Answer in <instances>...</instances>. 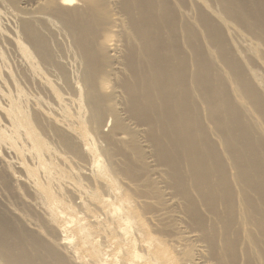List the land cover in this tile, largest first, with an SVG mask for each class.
I'll return each instance as SVG.
<instances>
[{
    "label": "bare ground",
    "instance_id": "bare-ground-1",
    "mask_svg": "<svg viewBox=\"0 0 264 264\" xmlns=\"http://www.w3.org/2000/svg\"><path fill=\"white\" fill-rule=\"evenodd\" d=\"M21 1L18 23L46 75L45 89L59 91L65 105L83 103V125L93 120L124 157L125 191H134L127 225L140 219L163 229L150 236L155 253L145 264H173L169 249L179 264L192 263L189 246L197 251L202 244L210 264H246L245 257L255 264L231 244L247 221L258 227L246 236L260 244L264 262V212L256 220L246 192L264 177V81L237 31L255 35L254 25L242 22L245 0H34L31 8ZM9 2L16 7L19 0ZM19 97L0 101V264H88L81 249L93 258L89 264H120L103 259L102 244L83 222L103 212L96 194L67 188L74 201L86 199L66 205L69 217L61 222L63 171L45 135L53 132L86 159L94 149L77 145L67 112L50 113ZM108 160L107 174L116 164L109 151ZM94 168L88 180L105 186L107 174ZM144 170L147 179H140ZM170 223L181 224V232L167 236ZM67 225L80 237L72 247ZM130 247L122 264L142 258Z\"/></svg>",
    "mask_w": 264,
    "mask_h": 264
},
{
    "label": "rangeland",
    "instance_id": "rangeland-1",
    "mask_svg": "<svg viewBox=\"0 0 264 264\" xmlns=\"http://www.w3.org/2000/svg\"><path fill=\"white\" fill-rule=\"evenodd\" d=\"M25 1L29 3L28 8H31L34 0ZM244 4L245 11H247L248 14H245L242 22L245 26L254 25V37L257 40L241 30H237L238 35L249 44L254 52V62L257 67L255 74L264 81V19H261L259 15L260 11H263L264 15V1L245 0ZM23 8L24 6H22L21 0H19L16 7L11 6L9 0H0V101L3 104H8L12 100L20 98V95H25L30 100H34L37 103L39 102L41 104V109L45 111L50 113L56 111V114L61 116H64L66 112L69 114V120L74 128V135L76 136L74 140H76L77 145L81 146L82 149L86 147L93 148L94 155L93 158L89 159H86V157L84 158L81 154L77 156L74 152L66 150L59 137L53 132L49 131L45 135L52 145V148L55 150L56 157L58 158L56 162L63 171L62 175H60L59 182L64 185V189L63 193L61 192L57 197L60 208L58 212L61 217V222L66 217H69V212L65 209L66 205L74 208L76 205H79L80 202L84 203L86 199V196H82V198L74 201L66 189L73 187L84 188V191H87L89 194H96L99 207L103 210V212H101L100 210H96L98 206L88 204L90 208L96 210L97 213L92 220L87 218L83 221L88 231L90 230L94 235L96 241L102 244L103 259H116L122 264L123 256L130 252V246L132 245L134 250L142 258L133 260L129 264H145L149 259L153 258V253H155L154 244L150 236L156 235L163 229L160 227H150L146 222L143 223L140 219H138V222H133L131 220V224L127 225L126 220L130 219L131 213L134 212L133 204L129 200L133 198L131 196H134V191H128L129 194L125 191V186L123 184L124 178L121 174L123 169H125V165L123 164L124 157L118 156V149L109 147L93 120L89 121L86 126L83 125L88 117L86 107L83 103L78 101L77 103L65 105L60 101L59 91L56 93L45 89L46 80L44 77H46V75L43 74L40 61L32 53L31 44L22 34L20 24L18 23L17 18L20 15L19 11ZM235 8L236 5H234L233 9L235 10ZM237 8L241 10L240 3H237ZM202 9H204V6ZM230 34H233V31H231ZM66 45L68 46L67 42ZM25 55H27V57H25ZM67 62L73 70L76 68L71 58H68ZM241 62L244 63L245 61L241 59ZM257 84L259 85V82H257ZM53 86L56 85L53 83ZM51 89H54V87L51 86ZM108 151L113 155L116 164H114L115 171H111L107 174L103 170H108V167H110ZM129 155L131 158H134L131 151H129ZM92 165L95 166L94 169H96V171L101 172L102 170L104 174H107L108 180L105 186H102L104 184H96L88 180L87 176L90 174L88 173V169ZM140 177V179H147L145 170L140 173ZM151 185L154 186V182ZM253 186L254 190L247 187L246 192L254 199V212L257 213L255 217L256 220H259L261 219L259 213L264 212V199L262 198V194H264V177L255 178ZM257 189H259L261 193L257 192ZM124 194H127V197H125ZM257 195L261 196L258 197ZM154 197H158L160 203H162V194H155ZM79 211L82 212V210ZM26 212L30 214L28 211ZM139 212L140 214L138 215L142 218V210L140 209ZM80 216L86 217L83 212ZM237 220L238 218L235 217L232 221V225H234L233 229L237 227ZM139 224L141 226H139ZM254 224L255 223L249 221H247L246 226L239 224L241 233L245 232V234H236L234 238L236 241L231 244L237 250L238 257L242 250L243 254L248 252L253 259L255 258V260L258 261L260 259V257L258 258V254L262 252V248L257 242L253 243L250 235L246 236V234L258 228ZM168 226L167 232L169 233L166 234L167 236L179 233L182 230V225L179 223H170ZM71 228L72 225H67L66 231L68 233L64 235L70 237L68 242L70 246L71 244L74 246L80 237L74 234ZM50 234L52 239L58 238L55 233L51 232ZM225 236L226 231L222 230L221 238L223 239ZM255 241L258 240L255 238ZM215 247V249H219L218 245ZM188 249L192 250V255H194V257L192 258V263L186 262V264L214 263V261L210 259L208 250H206L204 244H202L197 251L194 245H190ZM169 254L171 255L170 258L172 259V263L179 264L178 256L176 253H173L172 249H169ZM245 254L243 256H245ZM80 255L86 263L89 264L91 261L94 262L90 254L84 249H81ZM6 261L11 264L9 260L6 259ZM240 261L241 260H239V262ZM256 261L255 264H264V262L261 263L260 261ZM245 263L247 264L246 257ZM153 264L159 263L154 262ZM237 264L239 263L237 262Z\"/></svg>",
    "mask_w": 264,
    "mask_h": 264
}]
</instances>
